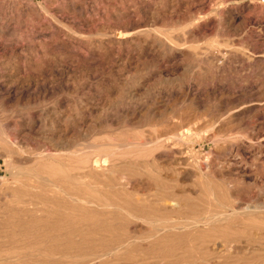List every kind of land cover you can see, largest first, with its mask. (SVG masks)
Returning a JSON list of instances; mask_svg holds the SVG:
<instances>
[{
    "label": "rangeland",
    "instance_id": "1",
    "mask_svg": "<svg viewBox=\"0 0 264 264\" xmlns=\"http://www.w3.org/2000/svg\"><path fill=\"white\" fill-rule=\"evenodd\" d=\"M0 103L1 233L18 219L19 201L43 205L64 184L63 168L115 189L101 201L88 197L109 228L79 227L91 242L95 232L113 238L107 247L91 251L96 241L76 257L57 243L67 231L34 230L53 237L54 253L50 239L29 246L0 233L3 264H264V0H0ZM40 152L63 167L44 162L41 176H29Z\"/></svg>",
    "mask_w": 264,
    "mask_h": 264
},
{
    "label": "bare ground",
    "instance_id": "2",
    "mask_svg": "<svg viewBox=\"0 0 264 264\" xmlns=\"http://www.w3.org/2000/svg\"><path fill=\"white\" fill-rule=\"evenodd\" d=\"M120 21V20H119ZM117 27V26H116ZM133 27V26H132ZM221 29V28H220ZM108 33V32H107ZM187 39V38H186ZM106 41V40H105ZM151 47V46H150ZM54 48V47H53ZM102 56V55H101ZM124 56V55H123ZM113 60V59H112ZM204 60V59H203ZM58 68V67H57ZM220 72V71H219ZM66 74V73H65ZM191 75V74H190ZM24 79V78H23ZM176 81V80H175ZM161 83V82H160ZM189 84V83H188ZM188 88V87H187ZM183 89V88H182ZM248 89V88H247ZM20 90V89H19ZM188 90V89H187ZM222 90V89H221ZM240 91V90H239ZM166 92V91H165ZM175 92V91H174ZM173 92V93H174ZM79 94V93H78ZM127 94V93H126ZM176 95V94H175ZM203 95V94H202ZM18 96V95H17ZM101 98V97H100ZM180 99V98H179ZM103 100V99H102ZM169 101V100H168ZM178 101V100H177ZM1 104V103H0ZM165 106V105H164ZM179 106V105H178ZM140 108V107H139ZM145 108V107H144ZM150 110V109H149ZM200 111H202V110H200ZM124 113V112H123ZM157 113V112H156ZM149 114V113H148ZM155 115V114H154ZM159 115V114H158ZM140 116V115H139ZM138 116V117H139ZM77 117V116H76ZM120 118V117H119ZM148 119V118H147ZM95 121V120H94ZM151 123V122H150ZM13 128V127H12ZM81 130V129H80ZM64 131H66V130H64ZM83 131V130H82ZM144 132V131H143ZM83 135H85L84 133H83ZM71 137V136H70ZM162 137V136H161ZM166 137V136H165ZM152 138V137H151ZM159 138V137H158ZM174 138L175 137H173V140H174ZM154 138H152V140H153ZM155 139H156V137H155ZM68 140H69V138H68ZM146 140V139H145ZM158 140H160V139H158ZM157 140V141H158ZM175 140H176V138H175ZM150 139H149V143H150ZM162 141V140H161ZM160 141V142H161ZM151 142H153V141H151ZM180 142V141H179ZM134 143V142H133ZM143 143V142H142ZM146 143H147V141H146ZM148 143V144H149ZM154 143V142H153ZM153 143H151V145L153 144ZM157 143V142H156ZM159 143V142H158ZM163 143V142H162ZM166 143V142H165ZM176 143V142H175ZM174 143V144H175ZM62 144V143H61ZM65 144H66V141H65ZM138 144V143H137ZM136 144V145H137ZM144 144V143H143ZM142 144V145H143ZM173 144V143H172ZM177 144V143H176ZM60 145V144H59ZM104 145V144H103ZM141 145V146H142ZM145 145V144H144ZM154 145V144H153ZM152 145V146H153ZM160 145H161V143H160ZM171 145V144H170ZM65 146V145H64ZM141 146H139L138 145V147H140L141 148ZM148 146V145H147ZM155 146V145H154ZM157 146H159V145H157ZM67 148H68V146H66ZM133 147V146H132ZM161 147V146H160ZM58 148V147H57ZM62 149V148H61ZM89 149V148H88ZM64 150H65V153H66V149H65V147H64ZM68 150V149H67ZM90 150H92L91 148H90ZM94 150H96V149H94ZM93 150V152H95ZM56 151V150H55ZM69 151V150H68ZM71 151H73V150H71ZM89 151V150H88ZM87 150H86V152H85V154L88 152ZM96 151H98V150H96ZM99 151H100V149H99ZM98 151V153H100L101 154V152H99ZM101 151H103V150H101ZM42 152V151H41ZM37 153L36 154V158H38V159H40L42 162H40V163H38V164H36V163H33V164H35V165H32L33 166V169H31L30 167V169H28L29 171H31V173L33 174H31L30 173V175L29 176H31V177H36L37 175H39V176H41V173L40 174H38V172H39V169L41 168H44V165L46 166V164L48 163V161H50V164L51 163H54L55 165L57 164V165H60V166H62V162H61V160H59V159H57V157L55 158V156L53 157H50V156H48L49 154L48 153H45V152H43V153ZM54 152V151H53ZM75 152V155H76V153H77V151H74ZM80 152V151H79ZM36 153V152H35ZM62 153V152H61ZM60 153V154H61ZM65 153H63V154H65ZM68 153H70V151L68 152ZM68 153H66V156H67V154ZM81 153V152H80ZM80 153H78V154H80ZM96 153V152H95ZM103 153V152H102ZM56 154H58V153H56ZM55 153H54V155H56ZM63 154H61V155H63ZM92 153H89V157H90V155H91ZM94 154V153H93ZM97 154V153H96ZM105 154V153H104ZM110 154V153H109ZM53 155V154H52ZM70 154H68V156H69ZM74 154H73V156H75ZM80 155H82V154H80ZM98 155V154H97ZM102 155V154H101ZM67 156V157H68ZM73 156H71L70 158H72ZM83 156V155H82ZM94 156V155H93ZM76 157H77V155H76ZM80 157V156H79ZM95 157V156H94ZM94 157H92V158H94ZM97 158H95L96 160H99V158H98V156H96ZM262 157V156H261ZM33 158H34V156H33ZM62 158H65V159H67L66 157H63L62 156ZM81 158V157H80ZM82 158H84V157H82ZM86 158H88V157H86ZM91 158V157H90ZM105 158V157H104ZM125 158V157H124ZM235 158V157H234ZM69 159V158H68ZM30 160V159H29ZM70 160H72V159H70ZM73 160L75 161V159H74V157H73ZM72 160V161H73ZM88 160H89V158H88ZM105 160V159H104ZM108 160V159H107ZM32 161H33V159H32ZM63 161V160H62ZM73 161V162H74ZM109 161V160H108ZM129 161V160H128ZM34 162H35V159H34ZM46 163V164H44V165H42L43 163ZM94 162V161H93ZM122 162V161H121ZM25 163V162H24ZM29 163H30V161H29ZM28 163V164H29ZM64 163V162H63ZM102 163V162H101ZM125 163V162H124ZM49 164V163H48ZM88 165L87 166H90L91 165V163H90V165H89V163H87ZM121 164V163H120ZM125 165H127V164H125ZM128 165H129V163H128ZM67 166H69V165H67ZM73 167L75 166V165H72ZM94 166V165H93ZM104 166V165H103ZM207 166V165H206ZM63 167V166H62ZM72 167V168H73ZM79 167V166H78ZM85 167V166H84ZM100 167V166H99ZM209 167V166H208ZM47 168V167H46ZM51 168V167H50ZM69 168V167H68ZM71 168V167H70ZM75 168V167H74ZM96 168H97V166H96ZM108 168V167H107ZM59 170H60V168H58ZM64 169V172H63V170H62V172L60 171L59 172V175H60V177H62V179L60 180V181H62L61 183L59 182V176H58V182L60 183V184H62V183H64L63 185H61V186H53V190H54V194L53 195H50V198L49 199H46L45 201H44V203H42L43 205H41V203H40V205L41 206H36L37 204H39L38 202H34V201H32V200H22V201H19L20 202V204H19V207H18V211L16 212L17 213V215H19L18 216V219H16V221H14V222H11V223H13L12 225V227L10 226V228H11V230L10 231H4V233H1L2 234V236L3 237H8V238H15V239H17L18 238V240H19V243H28L27 245H31L32 246V244H41V243H43V245H44V242H46L48 239H50L51 241H52V243L51 242H49V241H47L48 243H47V245H49V246H51V249H49V247H46V249H48V250H51V252L52 253H54V249L56 248V246H55V244L57 245V243H58V245H61L64 249V251H66L67 250V252L69 253V254H71L72 252L74 253V255L76 256H78L79 255V253L78 254H76L75 252H82L81 250L82 249H84L85 247H89V246H91L92 247V245H88V244H91V243H95L96 241H98V243H96V244H94L95 245V248L93 249V250H91V251H97L98 249H102V247H107L108 246V244H110V242L113 240V238H111L110 240H109V236H107L106 238L104 237V235H102L100 232H95V234L96 235H98V238H97V240H95V242L93 241V242H91L92 240V235H88L87 234V232L86 233H84L83 231H84V229H83V231H79L80 229H79V227L81 226H83V224H87V225H89L90 227H93V226H91V225H94V226H99V230H103L106 226H107V224L105 225L104 223H103V221H104V219H101L100 217H99V213L101 212V210H102V208H101V210L97 207H94V208H96V209H89L88 207H90V206H94V204L91 202V201H89L88 200V197L90 196V197H92V199H95V200H97V201H99L100 199L101 200H103L102 198L104 197V196H111V195H113V196H115L114 194H112V193H114V192H111V190L113 191V190H115V189H110V188H113L114 187V185H111L109 182V184H106V185H102L101 184V186L102 187H98L97 185H94L93 183H98V182H95V181H92L91 179H88V180H85V178H84V174H86V173H82V172H80V171H75V172H71V170H67V168H66V170H65V168H63ZM93 169V168H92ZM27 170V171H28ZM44 170V169H43ZM77 170V169H76ZM86 170V169H85ZM88 170V169H87ZM86 170V171H87ZM125 170V169H124ZM123 170V171H124ZM49 171V170H48ZM47 171V172H48ZM90 171V170H89ZM88 171V172H89ZM127 171V170H126ZM132 171H133V169H132ZM187 171V170H186ZM51 172V171H50ZM91 172V171H90ZM96 172V171H95ZM49 173V172H48ZM139 173V172H138ZM44 174H45V172H44ZM91 174V173H90ZM93 174V173H92ZM123 174V173H122ZM135 174V173H134ZM189 174V173H188ZM46 175V174H45ZM87 175V174H86ZM94 175H95V173H94ZM100 175H101V173H100ZM124 176H125V174H123ZM127 175V174H126ZM138 175V174H137ZM139 175H142V174H140L139 173ZM208 175V174H207ZM38 176V179L40 178ZM91 176V175H90ZM97 176V175H96ZM124 176H122V177H124ZM182 176V175H181ZM186 177H187V175H185ZM194 176V175H193ZM205 176V175H204ZM203 176V177H204ZM209 176V175H208ZM189 177V176H188ZM210 177V176H209ZM50 178L51 179H54V178H56V176L54 177V178H52L51 176H50ZM50 178H49V180H50ZM97 178H98V176H97ZM96 178V179H97ZM102 178V177H101ZM100 178V180H102ZM114 178V177H113ZM204 178H207V177H204ZM28 179V178H27ZM36 179H37V177H36ZM44 179V177L42 176V180ZM48 179V178H47ZM104 179V178H103ZM110 179V178H109ZM118 179H120L119 178V176H118ZM125 179H127V178H125ZM184 179H186V178H184ZM208 179V178H207ZM210 179H211V177H210ZM16 180V179H15ZM40 180V179H39ZM41 180V181H42ZM45 181H46V179H44ZM43 180V181H44ZM108 180V179H107ZM111 180H112V178H111ZM132 180V179H131ZM130 180V181H131ZM139 180V179H138ZM141 180H142V178H141ZM22 181H23V179H22ZM32 181V180H31ZM42 181V182H43ZM44 181V182H45ZM53 181V180H52ZM104 181V180H103ZM109 181V180H108ZM116 181V180H115ZM117 181H119V180H117ZM122 181V180H121ZM132 181H134V179L132 180ZM21 182V181H20ZM43 182V183H44ZM58 182H57V179H56V181L54 180V184L55 183H57L58 184ZM101 182V181H100ZM107 182V181H106ZM105 182V183H106ZM212 182V181H211ZM14 183H16L15 181H14ZM18 183H19V181H18ZM37 183H41V182H38L37 181ZM48 183V182H47ZM49 183H50V181H49ZM52 183V182H51ZM104 183V184H105ZM124 183V182H123ZM125 183H128V182H125ZM142 183V182H141ZM206 183H208V181H206ZM22 184V183H21ZM42 184V183H41ZM53 184V185H54ZM115 184V183H114ZM121 184V183H120ZM209 184V183H208ZM18 185V184H17ZM20 185V184H19ZM31 185V184H30ZM38 185V184H37ZM44 185V184H43ZM42 185V186H43ZM45 185H46V183H45ZM117 185V184H116ZM127 185V184H126ZM128 185H130V184H128ZM32 186V185H31ZM47 186V185H46ZM46 186H45V188H46ZM50 187H52L51 185H49ZM124 186V185H123ZM209 186V185H208ZM22 187H23V185H22ZM26 187V186H25ZM48 187V186H47ZM117 187V186H116ZM128 187V186H127ZM158 187V186H157ZM33 188V187H32ZM130 188H131V186H130ZM133 188V187H132ZM156 188V187H155ZM209 188V187H208ZM211 188V187H210ZM27 189V188H26ZM30 189H31V187H30ZM43 189H44V187H43ZM48 189H51V188H49L48 187ZM47 189V190H48ZM118 189H119V187H118ZM171 189V188H170ZM206 189V188H205ZM34 190H36V189H33V191ZM38 190V189H37ZM39 190H40V188H39ZM121 190V189H120ZM123 190V189H122ZM129 190V189H128ZM212 190V189H211ZM210 190V192H211V195L213 194L212 193V191ZM21 190H19V191H17L18 192V195H19V192H20ZM41 191L42 190H40V193H41ZM214 191V190H213ZM23 192V191H22ZM29 192V191H28ZM203 192V191H202ZM14 193H16V192H14ZM13 193V194H14ZM36 193V192H35ZM34 193V194H35ZM39 193V191L36 193V194H38ZM44 193V192H43ZM120 193V192H119ZM122 193H123V191H122ZM124 193H127V192H125L124 191ZM131 193V192H130ZM35 194V195H36ZM47 194H49V193H47ZM111 194V195H110ZM172 194V193H171ZM182 194V193H181ZM38 195H40V194H38ZM121 195V194H120ZM128 195H130V194H127V196ZM183 195V194H182ZM181 195V196H182ZM227 195V194H226ZM34 196V195H33ZM33 196H32V198H33ZM37 196V195H36ZM47 196H49V195H47ZM46 196V197H47ZM112 196V198H114ZM121 196H123V195H121ZM218 196V195H217ZM23 197V196H22ZM24 197H25V195H24ZM125 197V196H124ZM169 197H171V196H169ZM213 197V196H212ZM220 197V196H219ZM42 198H45V197H42ZM119 198V197H118ZM148 198V197H147ZM182 198V197H181ZM209 198H211L210 197V195H209ZM226 198V197H225ZM229 198V197H228ZM26 199V198H25ZM117 199V198H116ZM116 199H114V201L116 200ZM122 199H125V198H122ZM131 199H132V197H131ZM145 199V198H144ZM144 199H143V201H144ZM172 199H173V197H172ZM221 199V198H220ZM100 200V201H101ZM107 201H108V199H106ZM133 200V199H132ZM208 200V199H207ZM116 201H118V200H116ZM124 201V200H123ZM150 201V200H149ZM156 201V200H155ZM179 201H180V199H179ZM210 201V200H209ZM231 201V200H230ZM42 202V201H41ZM103 202V201H102ZM109 202V201H108ZM140 202V201H139ZM153 202V201H152ZM176 202H178V201H176ZM181 202V201H180ZM184 203H186L185 201H183ZM183 202H181V203H183ZM188 202V201H187ZM101 203V202H100ZM110 203H111V201H110ZM129 203V202H128ZM189 203V202H188ZM233 203V202H232ZM254 203V202H253ZM104 204V203H103ZM111 204H113V203H111ZM116 204V203H115ZM126 204V203H125ZM130 204V203H129ZM208 204V203H207ZM212 204V203H211ZM218 204V203H217ZM221 204H222V202H221ZM225 204L227 205V206H229V207H231V209H232V207H233V205L229 202V201H226L225 202ZM235 204V203H234ZM106 205H109V203L108 204H106ZM105 205V206H106ZM114 205V204H113ZM117 205V204H116ZM119 205V204H118ZM127 206H128V204H126ZM153 205V204H152ZM151 205V206H152ZM186 205V204H185ZM204 205H206V204H204ZM216 205V204H215ZM219 205V204H218ZM217 205V206H218ZM225 205V206H226ZM16 206V205H15ZM34 206V207H33ZM98 206V205H97ZM121 206V205H120ZM130 206H131V204H130ZM198 206V205H197ZM220 206H222V205H220ZM226 206V208H228ZM103 207V206H102ZM107 207V206H106ZM113 207V206H112ZM114 207H115V205H114ZM118 207V206H117ZM129 207V206H128ZM175 207V206H174ZM173 207V208H174ZM188 207V206H187ZM191 207V206H190ZM190 207H188V208H190ZM203 207V206H202ZM206 207V206H205ZM219 207V206H218ZM235 207V206H234ZM15 208V207H14ZM116 208V207H115ZM122 208V207H121ZM120 208V209H121ZM132 208V207H131ZM134 208L136 209V208H138V207H136V206H134ZM147 208H150V207H147ZM172 207H171V209H173ZM192 208V207H191ZM236 208V207H235ZM264 208V207H263ZM7 209V208H6ZM105 209H107V208H105ZM108 209H111V207L110 208H108ZM114 209V208H113ZM133 209V208H132ZM135 209H133V211L135 210ZM140 209H144V208H140ZM139 209V210H140ZM153 209V208H152ZM165 209V208H164ZM167 209V208H166ZM177 209V208H176ZM194 210H195V208H193ZM198 209V208H197ZM260 209H261V207H260ZM36 210L38 211V210H40L41 211V214H40V216L37 218V216L38 215H36V217H34V211L36 212ZM156 210V209H155ZM162 210H163V208H162ZM194 210H192V211H194ZM211 210V209H210ZM214 210H216V209H214ZM227 210V209H226ZM112 211V213H113V211H116V209L115 210H111ZM118 211H119V209H118ZM120 211H122V210H120ZM119 211V212H120ZM132 211V210H131ZM136 211V210H135ZM143 211V210H142ZM152 211V210H151ZM161 211V210H160ZM172 211H174V210H172ZM177 211H179V210H177ZM198 211V210H197ZM233 211V210H232ZM231 211V212H232ZM256 211V210H255ZM263 211V210H262ZM109 212V211H108ZM123 212H124V210H123ZM153 212V211H152ZM158 212V211H157ZM161 212H163V211H161ZM169 212V211H168ZM167 212V213H168ZM203 212V211H202ZM206 212V211H205ZM235 212H236V210H235ZM237 212H239V211H237ZM259 212V211H258ZM15 213V214H16ZM106 213V212H105ZM175 213V212H174ZM181 213V212H180ZM194 213H195V211H194ZM227 213V212H226ZM229 213V212H228ZM36 214V213H35ZM38 214V213H37ZM124 214V213H123ZM126 214V213H125ZM133 214V213H132ZM153 214H155V213H153ZM173 214V213H172ZM183 214V213H182ZM188 214H189V212H188ZM203 214V213H202ZM9 215V214H8ZM28 216V215H30L31 216V219H27L26 221L25 220H23L24 218L23 217H25V216ZM106 215H107V213H106ZM113 215H115V214H113ZM127 215V214H126ZM130 215H131V213H130ZM134 215V214H133ZM138 215V214H137ZM141 215V214H140ZM156 215H158V214H156ZM212 215H213V213H212ZM225 215V214H224ZM26 216V217H27ZM135 216H136V212H135ZM145 216V215H144ZM153 216H155V215H153ZM165 216V215H164ZM170 216H171V214H170ZM203 216V215H202ZM29 217V216H28ZM121 217V216H120ZM124 217V216H123ZM127 217V216H126ZM128 217H130V216H128ZM131 217H133V216H131ZM137 217V216H136ZM191 217V216H190ZM212 217V216H211ZM7 218V217H6ZM15 218V217H14ZM115 218H117V217H115ZM135 218V217H134ZM134 218H132V219H134ZM138 218V217H137ZM142 218V217H141ZM146 218H148V216L146 217ZM153 218V217H152ZM156 218V217H155ZM155 218H153V219H155ZM158 218H160V217H158ZM206 218V217H205ZM214 218V217H213ZM130 219V218H129ZM136 219V218H135ZM139 219V218H138ZM152 219V220H153ZM167 219V218H166ZM178 219V218H177ZM177 219H175L176 221H177ZM183 219V218H182ZM186 219V218H185ZM199 219V218H198ZM198 219H196V223H198L197 222V220ZM10 220V219H9ZM15 220V219H14ZM109 220V219H108ZM142 220V219H141ZM147 220V219H146ZM149 221H150V219H148ZM157 220V219H156ZM161 220V219H160ZM181 220V219H180ZM180 220H178V221H180ZM201 220V219H200ZM199 220V221H200ZM205 220V219H204ZM11 221V220H10ZM115 221V220H114ZM133 221H137V220H133ZM162 221V220H161ZM174 221V220H173ZM188 221V220H187ZM186 221V222H187ZM194 221H195V219H194ZM202 222H204L203 221V219L201 220ZM200 221V222H201ZM213 221V220H212ZM211 221V222H212ZM123 222V221H122ZM139 222V224H141L140 223V221H138ZM143 223H145L146 224V222H144V221H142ZM181 222V221H180ZM189 222V221H188ZM209 222V221H208ZM248 222V221H247ZM103 223V224H102ZM106 223V222H105ZM119 223V225H120V222H118ZM132 223V222H131ZM155 222H153V224H154ZM158 223V222H157ZM157 223H156V225H157ZM160 223V222H159ZM171 223V222H170ZM178 223V222H177ZM183 223V222H182ZM222 223V222H221ZM225 223H227V222H225ZM235 223V222H234ZM10 224V223H9ZM126 224V223H125ZM149 224H150V222H149ZM149 224H148V226H149ZM151 224H152V222H151ZM150 224V225H151ZM161 224V223H160ZM159 224V225H160ZM185 225H186V223H184ZM183 224V225H184ZM189 224V223H188ZM209 224V223H208ZM211 224V223H210ZM223 224V223H222ZM11 225V224H10ZM123 224L121 223V226L120 227H123L122 226ZM129 225H130V223H129ZM128 225V226H129ZM155 225V224H154ZM182 225V226H183ZM200 225V224H199ZM203 225V224H202ZM213 225V224H212ZM211 225V226H212ZM218 225V224H217ZM224 225V224H223ZM226 225V224H225ZM228 225V224H227ZM242 225V224H241ZM46 226V227H45ZM85 226V225H84ZM97 226V227H98ZM116 226V225H115ZM114 226V227H115ZM133 226V225H132ZM141 226H142V224H141ZM147 226V225H146ZM190 226H192V225H190ZM206 226V225H205ZM221 226V225H220ZM244 226H245V224H244ZM4 227V226H3ZM47 227H49V229L51 228L52 230H54V231H56L58 234H60L61 233V231H67V233L68 234H65V235H67V236H64L63 235V238L61 239H59L60 241H58L57 243L55 242V240H53V237L51 238L50 236V238L48 237L47 238V236L45 235H43V233H44V231H43V233L41 232V233H39V231L37 232H35L34 230H37V229H39V228H42V229H44V230H46V228ZM108 227V226H107ZM111 227V226H110ZM114 227H111V228H114ZM140 227V226H139ZM165 227V226H164ZM172 227H173V225H172ZM172 227H171V230H172ZM198 227V226H197ZM209 226H207V228H208ZM229 227H231V226H229ZM248 227V226H247ZM85 228V227H84ZM94 228V227H93ZM96 228V227H95ZM109 228V227H108ZM132 228V227H131ZM136 228V227H135ZM148 228V227H147ZM150 228H151V226H150ZM152 228H155V226L154 227H152ZM175 228H177V227H175ZM182 228V227H181ZM180 228V229H181ZM185 228V227H184ZM184 228H183V233H184ZM186 228H187V226H186ZM198 228H200V226L198 227ZM197 228V229H198ZM218 228H220V227H218ZM227 228H228V226H227ZM249 228V227H248ZM50 229V230H51ZM78 229V230H77ZM118 229V228H117ZM116 229V230H117ZM122 229V228H121ZM165 229V228H164ZM173 229H174V227H173ZM179 229V228H178ZM206 229V228H205ZM216 229V228H215ZM243 229V228H242ZM6 230V229H5ZM48 230V229H47ZM98 230V231H99ZM104 230H106V228L104 229ZM113 230H115V228L113 229ZM112 230V231H113ZM129 230H130V228H129ZM150 230V229H149ZM153 230H155V229H153ZM156 230H158L157 228H156ZM161 230H163V228L161 229ZM161 230H159L158 232L160 233V231ZM167 230H170L169 228L167 229ZM187 230V229H186ZM211 230V229H210ZM247 230V229H246ZM249 230V229H248ZM89 231H91V230H89ZM88 231V232H89ZM96 231V230H95ZM127 231V230H126ZM151 231V230H150ZM164 231H166V230H164ZM199 231V230H198ZM197 231V233H199ZM230 231V230H229ZM47 232V231H46ZM45 232V233H46ZM92 232H93V230H92ZM101 232H103V231H101ZM107 232H109V231H107ZM154 232V231H153ZM166 232H168V231H166ZM169 232H171V231H169ZM173 232H176V231H173ZM182 232H180V233H182ZM196 232V231H195ZM195 232H193V233H195ZM212 232H214V231H212ZM218 232V231H217ZM241 232V231H240ZM242 232H244V230L242 231ZM66 233V232H65ZM94 233V232H93ZM165 233V232H164ZM250 233V232H249ZM0 234V235H1ZM47 234H49V233H47ZM51 234V233H50ZM57 234V235H58ZM89 234H91L90 232H89ZM125 233L124 232H122V236L124 235ZM143 234H146V233H143ZM142 234V235H143ZM148 234V233H147ZM163 234V233H162ZM166 234V233H165ZM175 235L177 234V233H174ZM179 234V233H178ZM217 234V233H216ZM241 234V233H240ZM239 234V235H240ZM252 234V233H251ZM253 234H255V233H253ZM151 235V234H150ZM157 235V234H156ZM159 235V234H158ZM180 235V234H179ZM183 235V234H182ZM200 235V234H199ZM206 235V234H205ZM210 235V234H209ZM137 236V235H136ZM145 236V235H144ZM160 236V235H159ZM165 236V235H164ZM172 236V235H171ZM174 236V235H173ZM184 236H185V234H184ZM202 236H204V235H202ZM206 236H208V235H206ZM223 236V235H222ZM1 237V236H0ZM115 237H117V238H119L118 236H115ZM124 237V236H123ZM135 237V236H134ZM147 237H148V235H147ZM150 237H152V236H150ZM154 237V236H153ZM166 237V236H165ZM175 237V236H174ZM179 237V236H178ZM181 237V236H180ZM179 237V238H180ZM183 237V236H182ZM187 237V236H186ZM195 237V236H194ZM193 237V238H194ZM216 237V236H215ZM218 237V236H217ZM242 237V236H241ZM125 238V237H124ZM139 238H141V236L139 237ZM149 238V237H148ZM157 238H159V237H156V239ZM163 238V237H162ZM171 238H173V237H171ZM8 240L7 238H4V240ZM10 239H9V242H11L10 241ZM14 239V240H15ZM55 239V238H54ZM122 239V238H121ZM126 239V238H125ZM131 239V238H130ZM134 239H136V238H134ZM155 239V240H156ZM186 239V238H185ZM188 239V238H187ZM186 239V240H187ZM2 240V239H1ZM14 240H12V242L11 243H13L14 242ZM127 240H129V238L128 239H126V240H122V241H127ZM152 240V239H151ZM167 240V239H166ZM250 240V239H249ZM137 241V240H136ZM145 241H146V239H145ZM144 241V242H145ZM157 241V240H156ZM256 241V240H255ZM4 242V241H3ZM127 242H129V244L131 243L130 241H127ZM153 242V241H152ZM223 242V241H222ZM14 243H17V240L14 242ZM32 243V244H31ZM51 245H50V244ZM126 243V242H125ZM125 243H123V244H125ZM137 243H140L139 242V240H138V242ZM142 243H143V241H142ZM206 243V242H205ZM7 245H8V242L6 243ZM116 244V243H115ZM121 244V243H120ZM132 244V243H131ZM134 244H136V243H134ZM147 244V243H146ZM172 244V243H171ZM0 245H2V244H0ZM7 245H5V246H7ZM9 245H10V243H9ZM24 245V244H23ZM23 245L20 247V248H22L23 247ZM26 244H25V246L26 247H28ZM57 245V246H58ZM143 245H145V244H143ZM148 245V244H147ZM146 245V246H147ZM154 245V244H153ZM157 245V244H156ZM180 245V244H179ZM183 245V244H182ZM181 245V246H182ZM194 245V244H193ZM192 245V246H193ZM4 246V247H5ZM45 246V245H44ZM114 246V245H113ZM123 245H121V247H122ZM130 246V245H129ZM128 246V247H129ZM145 246V247H146ZM149 246V245H148ZM147 246V247H148ZM155 246V245H154ZM164 246H166V244L164 245ZM169 247H167V248H171L170 246V244L168 245ZM174 246V245H173ZM177 246V245H176ZM181 246H179V247H181ZM191 246V245H190ZM194 246H196V245H194ZM203 246V245H202ZM201 246V247H202ZM214 246H215V244H214ZM213 246V247H214ZM218 246V245H217ZM221 246V245H220ZM8 247V246H7ZM14 247H16V245L14 246ZM59 247V246H58ZM62 247H60V249L62 248ZM112 247V246H111ZM117 247V246H116ZM116 247H115V249H116ZM135 247V246H134ZM151 247V246H150ZM205 247V246H204ZM9 248H13V247H8V249ZM16 248H18V247H16ZM40 248H41V246H40ZM42 248H45V247H42ZM123 248V247H122ZM121 248V249H122ZM142 248H144V247H142ZM161 248V247H160ZM176 248V247H175ZM216 248H218V247H216ZM7 249V250H8ZM14 249V248H13ZM19 249V248H18ZM110 249V248H109ZM117 249H119L118 247H117ZM148 249V248H147ZM164 249H166V248H164ZM163 249V250H164ZM172 249V248H171ZM191 249H193V248H191ZM3 250H5V248H3V246L2 247H0V251L2 252ZM32 250V249H31ZM36 250V249H35ZM44 250V249H43ZM86 250V249H85ZM110 250H112V249H110ZM109 250V251H110ZM130 250V249H129ZM137 250V249H136ZM146 250V249H145ZM152 250H154V249H152ZM159 250V249H158ZM175 250V249H174ZM216 250V249H215ZM27 252H28V250H26ZM46 251V250H45ZM84 251V250H83ZM109 251H107L108 253H109ZM115 251V250H114ZM123 251V250H122ZM126 251V250H125ZM142 252H143V250H141ZM140 251V252H141ZM171 251H173V250H171ZM180 251V250H179ZM26 252V255L28 254ZM39 252H41V251H39ZM38 251H37V253H39ZM59 252V251H58ZM104 252V251H103ZM128 252V251H127ZM129 252H131V251H129ZM129 252H128V254H129ZM133 252V251H132ZM139 252V251H138ZM137 252V253H138ZM142 252H141V254H142ZM146 252V251H145ZM149 252V251H148ZM155 252V251H154ZM159 252H161V251H159ZM184 252V251H183ZM13 254V256H15V255H18V253L17 252H12ZM17 253V254H16ZM37 253L36 254H34V253H32L33 255V259L35 258V260L37 261V262H39L41 259V257L42 256H44L45 257V255H39V254H41V253H39L38 255L39 256H36L37 255ZM44 253V252H43ZM66 253V252H65ZM72 253V254H73ZM92 253V252H91ZM90 253V254H91ZM94 253V252H93ZM113 253V252H112ZM136 253V252H135ZM134 253V254H135ZM137 253H136V255H137ZM162 253V252H161ZM165 253V252H164ZM171 253V252H170ZM174 253H176V252H174ZM15 254V255H14ZM66 255V257L68 256V257H70V255ZM85 254V253H84ZM110 254V253H109ZM127 254V255H128ZM148 254V253H147ZM172 254V253H171ZM205 254V253H204ZM23 255H24V257H25V254H24V252H23ZM29 255H31V254H29ZM61 255V254H60ZM60 255H58V257L60 256ZM62 255H64L63 253H62ZM74 255H72V257L74 256ZM95 255H98L97 253L95 254ZM102 255V254H101ZM100 255V256H101ZM111 255V254H110ZM109 255V256H110ZM121 255H123V253L122 254H119V256H121ZM130 255V254H129ZM145 255V254H144ZM150 255V254H149ZM155 255H157V254H155ZM167 255V254H166ZM179 255V254H178ZM186 255H188V253L186 254ZM185 255V256H186ZM207 255V254H206ZM4 256V255H3ZM2 256V257H3ZM11 256V255H10ZM9 256V257H10ZM35 256V257H34ZM76 256V257H77ZM81 256V255H80ZM99 256V255H98ZM97 256V257H98ZM108 256V255H107ZM112 256V255H111ZM110 256V257H111ZM116 256V255H115ZM142 256V255H141ZM146 257H149L148 255H145ZM145 256H144V258H145ZM151 256H154L153 254L151 255ZM160 256V255H159ZM168 256V255H167ZM166 256V257H167ZM171 256V255H170ZM169 256V257H170ZM184 256V257H185ZM1 257V258H2ZM23 257V258H24ZM71 257V258H72ZM89 257H92V256H89ZM102 257V256H101ZM100 257V258H101ZM105 257V256H104ZM113 257V256H112ZM131 257V256H130ZM133 257H135V256H133ZM158 257V256H157ZM163 257V256H162ZM188 257V256H187ZM186 257V258H187ZM0 258V259H1ZM11 258V257H10ZM14 258V257H13ZM21 258V257H20ZM20 258H15V259H20ZM26 258H27V256H26ZM47 258H49L48 256H47ZM55 258V257H54ZM56 258H57V255H56ZM61 258V257H60ZM74 258V257H73ZM84 258V257H83ZM95 258V257H94ZM103 258V257H102ZM154 258V257H153ZM179 258V257H178ZM194 258V257H193ZM216 258V257H215ZM3 259H5V257H3ZM45 259V258H44ZM63 259H64V257H63ZM68 259V258H67ZM121 259V258H120ZM155 259V258H154ZM188 259V258H187ZM214 259V258H213ZM13 260V259H12ZM18 260L16 261V262H18ZM48 260H52L53 261V258H51V259H48ZM66 260V259H65ZM81 260H82V258H81ZM100 259H97V261H99ZM122 260V259H121ZM124 260H125V258H124ZM143 260V259H142ZM179 260V259H178ZM178 260H177V262H178ZM184 259H182V260H180V261H183ZM190 260H192V259H190ZM202 260H203V258H202ZM228 260V259H227ZM1 261H3V260H1ZM11 261V260H10ZM15 261V260H14ZM14 261H13V263H14ZM26 261V260H25ZM25 261H24V263H25ZM27 261H28V259H27ZM35 261V262H36ZM60 261V260H59ZM85 261V260H84ZM83 261V262H84ZM90 261V260H89ZM93 260H91L90 262H92ZM110 261H112V260H110ZM114 261V260H113ZM120 261V260H119ZM128 261V260H127ZM132 261V260H131ZM144 261V260H143ZM161 261V259H158V258H156V260L155 261H152V262H149V263H151V264H158L159 262ZM170 261V260H169ZM174 261V260H173ZM176 261V260H175ZM196 261V260H195ZM205 261V260H204ZM5 262H7L8 263V260L6 261L5 260ZM23 262V261H22ZM29 262V261H28ZM41 262V261H40ZM78 262H80V261H78ZM77 262V263H78ZM82 262V261H81ZM85 262H87V260L85 261ZM89 262V263H90ZM121 262V261H120ZM134 262V261H133ZM138 262V261H137ZM142 262V261H141ZM147 262V261H146ZM164 262V261H163ZM171 262V261H170ZM1 264H3L2 262H0ZM88 263V264H89ZM106 264H107V262H105ZM109 263V262H108ZM167 263H168V261H167ZM171 263H173V262H171ZM175 263V262H174ZM173 263V264H174ZM183 263V262H182ZM186 263V262H185ZM220 263V262H219ZM6 264V263H5ZM10 264H12V263H10ZM33 264H34V261H33ZM37 264H39V263H37ZM42 264V263H41ZM46 264H48V263H46ZM65 264V263H64ZM70 264V263H69ZM72 264H74V263H72ZM102 264H103V262H102ZM123 264V263H122ZM134 264V263H133ZM136 264V263H135ZM162 264H165V263H162ZM180 264V263H179ZM184 264V263H183ZM195 264V263H194ZM240 264V263H239ZM244 264V263H243ZM258 264V263H257Z\"/></svg>",
    "mask_w": 264,
    "mask_h": 264
}]
</instances>
